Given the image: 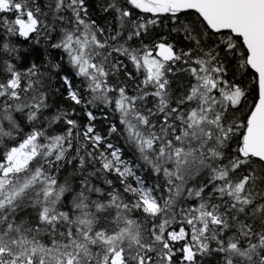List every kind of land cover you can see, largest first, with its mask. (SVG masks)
Segmentation results:
<instances>
[{
  "label": "snow or ice",
  "instance_id": "obj_1",
  "mask_svg": "<svg viewBox=\"0 0 264 264\" xmlns=\"http://www.w3.org/2000/svg\"><path fill=\"white\" fill-rule=\"evenodd\" d=\"M0 264H264V0H0Z\"/></svg>",
  "mask_w": 264,
  "mask_h": 264
}]
</instances>
